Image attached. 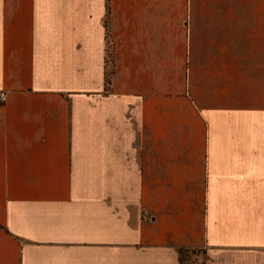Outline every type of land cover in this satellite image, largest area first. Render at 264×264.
I'll return each instance as SVG.
<instances>
[{"label":"crops","instance_id":"obj_1","mask_svg":"<svg viewBox=\"0 0 264 264\" xmlns=\"http://www.w3.org/2000/svg\"><path fill=\"white\" fill-rule=\"evenodd\" d=\"M1 91L0 264H264V0H0Z\"/></svg>","mask_w":264,"mask_h":264},{"label":"built area","instance_id":"obj_2","mask_svg":"<svg viewBox=\"0 0 264 264\" xmlns=\"http://www.w3.org/2000/svg\"><path fill=\"white\" fill-rule=\"evenodd\" d=\"M7 92L6 91H1L0 92V103H5L7 101Z\"/></svg>","mask_w":264,"mask_h":264},{"label":"trees","instance_id":"obj_3","mask_svg":"<svg viewBox=\"0 0 264 264\" xmlns=\"http://www.w3.org/2000/svg\"><path fill=\"white\" fill-rule=\"evenodd\" d=\"M113 76V68L111 67V69H109L108 73H107V80L110 82L111 78ZM183 264H184V260H183Z\"/></svg>","mask_w":264,"mask_h":264}]
</instances>
